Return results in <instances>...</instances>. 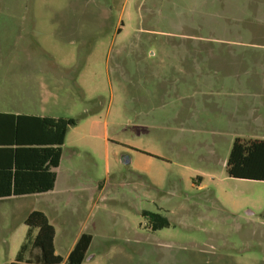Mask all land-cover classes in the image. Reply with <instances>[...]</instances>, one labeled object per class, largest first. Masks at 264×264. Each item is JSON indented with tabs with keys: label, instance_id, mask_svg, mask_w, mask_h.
I'll list each match as a JSON object with an SVG mask.
<instances>
[{
	"label": "rangeland",
	"instance_id": "1",
	"mask_svg": "<svg viewBox=\"0 0 264 264\" xmlns=\"http://www.w3.org/2000/svg\"><path fill=\"white\" fill-rule=\"evenodd\" d=\"M260 93L264 0H0V109L78 118L56 191L0 201V264L39 254L35 209L82 264H264V180L226 167Z\"/></svg>",
	"mask_w": 264,
	"mask_h": 264
},
{
	"label": "trees",
	"instance_id": "2",
	"mask_svg": "<svg viewBox=\"0 0 264 264\" xmlns=\"http://www.w3.org/2000/svg\"><path fill=\"white\" fill-rule=\"evenodd\" d=\"M0 116L10 117L0 119V145H4L0 146V152L4 155L9 152L8 156L13 158L6 161L9 166H1L0 161L2 178L7 179L2 181L7 185L6 189H0V197L45 193L53 189L57 176L53 169L60 166L67 132L77 125L78 118L12 113H0ZM27 152H32L29 156L33 158L23 160ZM11 167H14L13 173ZM226 167L230 177L264 180V138L236 137ZM26 171L36 174L35 178L43 182L39 181L35 189H22ZM148 217L154 230L169 225L168 219L160 214L149 213ZM25 224L37 230L32 246L39 254L35 260L23 259L27 248L23 244L17 260L10 264H82L93 240L92 234L82 233L68 256L63 258L56 252V228L44 211L30 212Z\"/></svg>",
	"mask_w": 264,
	"mask_h": 264
},
{
	"label": "crops",
	"instance_id": "3",
	"mask_svg": "<svg viewBox=\"0 0 264 264\" xmlns=\"http://www.w3.org/2000/svg\"><path fill=\"white\" fill-rule=\"evenodd\" d=\"M256 94H259V93H256ZM262 94H264V93H260V95H262ZM0 113H12V114H16V115H19V114H28V115H30V114H34V113H25V112H15V111H7V110H4V109H0ZM256 114V113H255ZM34 115H38V114H34ZM228 116H229V112H228ZM240 117H242L241 119H243V118H254V115H253V113H251L250 115H246V114H243V115H241ZM258 117H259V119H264V113L262 114V113H259V115H258ZM10 119V117H7V116H0V119ZM11 119H13L14 121H15V118H11ZM0 146H3L4 147V145H0ZM27 146H29V145H27ZM1 153V152H0ZM3 153H7V152H3ZM9 153V152H8ZM8 153L7 154H5V155H7V156H5L4 154H0V161H1V166H4V165H6V166H9V164H7L6 163V161H8V160H13V158H10V156H8ZM28 154H26V156H24L23 157V160H29V159H31V158H33V156H29V155H33V153L32 152H27ZM30 153V154H29ZM5 163V164H4ZM13 166V165H12ZM58 169H59V167H56V168H54L53 170L56 172V174H57V176H56V181H55V186H54V188L53 189H51V190H49V191H47V192H45V193H35V194H27V195H20V196H9V197H0V201H2V200H6V199H12V198H16V197H25V196H30V195H50V194H52V193H54L55 191H56V189H57V185H58V181H59V179H58V176H59V173H58ZM12 171V172H11ZM10 172L11 173H13L14 172V167H11V170H10ZM3 175H4V173H3V171L2 170H0V189H3V188H5L6 189V183H4V184H2V181L3 180H7L6 178L4 179V178H2L3 177ZM24 175L26 176V178L24 179V182H23V184H22V189H35V186L37 185V183L40 181V182H43V180H40V179H36L35 178V176H36V174H34V173H32L31 171H26L25 173H24ZM46 176H47V174H45ZM38 176H40V173H38ZM45 176V177H46ZM38 180V181H37ZM4 185V187H2ZM12 185V184H11ZM11 189H13V187H11ZM35 210H37V209H35ZM32 212V211H31ZM27 217V216H26ZM26 217H25V219H26ZM25 219H24V222H25ZM81 235V234H80ZM80 235H79V237H80ZM78 237V238H79ZM78 240V239H77ZM77 240H76V242H77ZM76 242H75V244H76ZM75 244H74V246H75ZM73 246V247H74ZM73 247L70 249V251L73 249ZM70 253V252H69Z\"/></svg>",
	"mask_w": 264,
	"mask_h": 264
},
{
	"label": "water",
	"instance_id": "4",
	"mask_svg": "<svg viewBox=\"0 0 264 264\" xmlns=\"http://www.w3.org/2000/svg\"><path fill=\"white\" fill-rule=\"evenodd\" d=\"M130 158H127V157H125L124 159H123V163H130Z\"/></svg>",
	"mask_w": 264,
	"mask_h": 264
}]
</instances>
